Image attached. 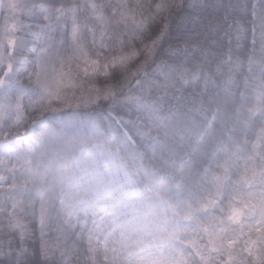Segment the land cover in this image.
I'll use <instances>...</instances> for the list:
<instances>
[{
    "label": "snow or ice",
    "instance_id": "snow-or-ice-1",
    "mask_svg": "<svg viewBox=\"0 0 264 264\" xmlns=\"http://www.w3.org/2000/svg\"><path fill=\"white\" fill-rule=\"evenodd\" d=\"M0 264H264V0H0Z\"/></svg>",
    "mask_w": 264,
    "mask_h": 264
}]
</instances>
